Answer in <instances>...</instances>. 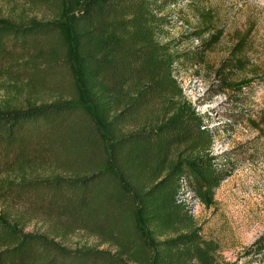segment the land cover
Wrapping results in <instances>:
<instances>
[{"label": "trees", "instance_id": "obj_1", "mask_svg": "<svg viewBox=\"0 0 264 264\" xmlns=\"http://www.w3.org/2000/svg\"><path fill=\"white\" fill-rule=\"evenodd\" d=\"M25 1L0 17V264H218L187 197L213 207L234 159L175 76L217 43L213 11L197 7L190 52L165 42L180 0ZM248 44L217 71L233 96L253 83L231 79ZM77 231L99 245L66 244Z\"/></svg>", "mask_w": 264, "mask_h": 264}, {"label": "rangeland", "instance_id": "obj_2", "mask_svg": "<svg viewBox=\"0 0 264 264\" xmlns=\"http://www.w3.org/2000/svg\"><path fill=\"white\" fill-rule=\"evenodd\" d=\"M23 5L27 7L25 0H0V17ZM199 6L213 11L214 27L220 32L218 41L203 58L193 53L191 61L178 64L175 76L196 112L209 116L213 155L231 154L234 165L232 175L217 189L213 207L205 208L192 195L187 197V203L202 228L203 239L218 245V264H264V252L258 255L251 251L264 235V0H180L164 13L174 11L170 17L172 28H164L169 33L165 42L172 41L174 47L194 52L192 47L201 41H186L184 35L198 26ZM177 11L182 12L183 20ZM31 14L47 18L38 10ZM242 36L248 39L252 66L233 73L231 79H253V83L244 94L233 96L217 71ZM4 82L0 77L1 96ZM24 209L20 204L9 205L13 215ZM34 217L28 230L40 225L38 216ZM66 244L76 248L99 242L77 231Z\"/></svg>", "mask_w": 264, "mask_h": 264}]
</instances>
